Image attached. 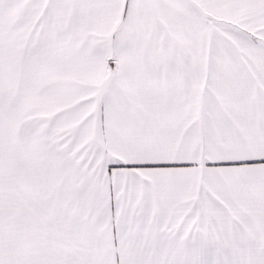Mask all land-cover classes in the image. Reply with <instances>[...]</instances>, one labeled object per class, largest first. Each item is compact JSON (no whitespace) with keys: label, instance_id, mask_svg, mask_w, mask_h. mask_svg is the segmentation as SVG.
Instances as JSON below:
<instances>
[{"label":"snow or ice","instance_id":"obj_1","mask_svg":"<svg viewBox=\"0 0 264 264\" xmlns=\"http://www.w3.org/2000/svg\"><path fill=\"white\" fill-rule=\"evenodd\" d=\"M0 264H264V0H0Z\"/></svg>","mask_w":264,"mask_h":264}]
</instances>
